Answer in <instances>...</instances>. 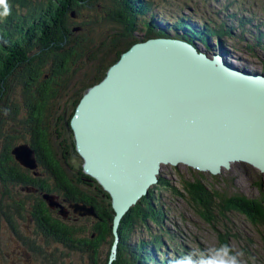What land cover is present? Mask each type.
<instances>
[{"label": "rangeland", "instance_id": "1", "mask_svg": "<svg viewBox=\"0 0 264 264\" xmlns=\"http://www.w3.org/2000/svg\"><path fill=\"white\" fill-rule=\"evenodd\" d=\"M150 1L155 16L161 18L160 22L154 20L158 26L169 24L179 15H183L181 16L182 19L189 22L212 20L217 25L233 26L229 35L221 37L220 44H216L215 40L211 39L210 47L203 44L204 47L202 43L198 42L195 45L207 56L220 54L224 61L237 69L260 72L264 76V0ZM7 3L10 5V0ZM59 5L61 8L67 7L60 3ZM113 7L114 0H82L75 5L76 14L68 17L69 20L67 19L65 26L68 28V24L72 26L73 23H82L86 31H93L94 35L85 33L84 27L79 33L75 31L72 34V37L77 41L79 35L82 37V40H79L81 55L74 61L72 67L68 68L67 74L71 75V70H74L75 73L78 72L76 80L74 77L69 84L76 83L79 85L77 88L72 87L73 89L67 90L60 87L56 99L47 104L42 122L30 121L29 114L20 108L22 99L12 84H6L0 94V147L4 143L17 144L22 140L28 141L29 139L31 141L28 130L30 131L34 123H39L53 159L65 168V174L72 180L71 183L74 185V180L80 175L83 176L85 178L83 182L86 185L80 184L81 186L78 185L79 188L93 201H98L104 208L106 207L109 213L111 207L108 196L101 199L98 189H102L98 183L94 179V182L88 180L89 177H85L88 175L80 169L84 161L80 155L77 156L74 134L72 135L68 121L73 108H75L74 102L82 88L99 75L101 69L111 61L113 56L115 57L114 49L121 47L120 44L126 40L118 31L117 25L110 20L116 16ZM143 18L145 15L139 17V20L135 22L133 28L135 31L129 34L130 37L126 36L128 37L127 40L136 37L137 40L142 41L145 38L143 33L145 25H142ZM195 24L200 23L195 22ZM167 34L175 35L172 31H167ZM90 39L93 40V43L89 42ZM93 70H96L95 75L86 81L87 75L91 74ZM82 82L87 83L82 84ZM65 87L67 86L65 85ZM61 157L65 159L67 166L64 167ZM156 175L160 180L167 182V185L155 184L149 187V190L153 191L154 201L160 204L159 207L163 212L161 220L158 224L146 220L145 223H139V221L134 220L132 233H130L133 242L137 239H145L147 254L157 256V253L150 249L153 248L165 257L167 251L172 250L173 247H180L185 256L189 253H199L202 250L219 247L221 236L226 238L224 242L234 252L242 251L244 253L242 259L247 264H264V225L260 223L257 225L249 224L242 215L235 211L216 216L212 223H207L198 216L194 207L192 208L189 204L187 194L184 196L175 194L177 192L182 193L184 182L195 184L194 180L197 179L206 187L209 186L212 190H217L223 197L243 195L250 199L264 200L263 171L241 162L231 164L226 169L221 168L215 174L197 170L184 164H163L159 165ZM34 177L37 178L33 179V184L46 183L48 188L52 189L51 195L57 197L55 198L59 200V204L65 210L66 215L62 216L58 213V207H49V214L52 217L59 218L75 230H85L94 223L93 216H80L72 210L69 206L70 202L65 198L69 193L62 191L59 185L53 183L51 177H46L42 171ZM258 184L259 187H257ZM8 186H10L8 187L9 195H13L12 199L16 198L22 204H19L18 210V205L13 204L11 200L5 201L6 188H2L0 184V264H91L85 251L69 249L37 232L33 218L30 216V213L34 211L32 200L35 202L34 197H40V191L36 187L23 185L17 181L16 183L14 181L8 183ZM74 186L76 187V185ZM141 198L142 196L138 201ZM43 201L47 205V201ZM5 202L8 203L6 208ZM136 203L131 204V206L136 205ZM80 234L81 237L86 235L84 231ZM151 234L164 236L162 241L167 250L159 251L149 238ZM110 248L111 245L109 246L107 261L109 260ZM98 251L96 264H101L108 251L107 242L102 243ZM173 254L182 257L177 251ZM168 255L167 257L170 259H174L173 256Z\"/></svg>", "mask_w": 264, "mask_h": 264}, {"label": "trees", "instance_id": "2", "mask_svg": "<svg viewBox=\"0 0 264 264\" xmlns=\"http://www.w3.org/2000/svg\"><path fill=\"white\" fill-rule=\"evenodd\" d=\"M79 1L82 0H10V15L6 18H0V94L6 84H12V87H15V91H18L22 99L20 108L29 114L30 121L42 122L47 104L51 100L56 99L60 87L67 90L72 87L77 88V85H79L76 83L69 84L74 77L76 80L78 72L75 73L74 70H71V75L67 74L68 68L72 67L74 61L81 55L79 40L81 41L82 37L79 35L77 41L72 37V34L75 31L79 33L81 28L84 27L85 33L94 35L93 31L87 32L82 23V26L76 23H73L72 26L68 24V28L65 26V23L69 20L68 17L76 14L74 7ZM73 2L76 3L73 4ZM59 3L67 7L61 8ZM113 10L116 11V16L109 19L117 25L118 31L126 40L120 44L121 47L114 49L115 57L113 56L111 61L101 69L99 75L82 88L81 93L74 102L75 108H73L70 119L74 115L81 98L91 87L99 84L105 78L108 68L133 44L144 42L152 37H170L184 40L198 49L195 45L197 42L210 47L209 42L213 39L216 44H220L221 37L229 35L230 31L233 30L231 25V27L228 25H217L212 20L206 22L193 20L194 22H189L186 19H182L181 16L183 15L175 17L169 24L158 26L154 23V20L155 22H160L161 18L155 16L150 0H114ZM144 15L145 18L142 21L145 23L142 22V25H145L143 32L145 38L142 41L137 40L136 37H131L127 40L128 37L126 36L135 31L133 29L135 22ZM195 22L200 24L196 25ZM167 31H172L175 35L170 36ZM89 42L93 43V40L90 39ZM95 73L96 70H93L91 74L87 75L86 81L93 77ZM86 83L82 82V84ZM39 123H34L30 131L28 130L31 135V141L29 139L28 141L22 140L17 144L4 143L0 147V184L2 188H6L5 201L11 200L13 204L18 205V207L16 206L18 210L20 208L19 204H22L16 198L12 199L13 195H9L8 187L10 186H8V183L10 184V182L14 181L16 183L17 181V183L23 185L36 187L40 191L41 198L38 196V198L34 197L35 202L32 200L34 211L31 212V217L37 232L69 249L85 251L90 258L91 264H96L98 248L102 246V243L107 242L108 251L101 264H109V260L107 261L109 246L113 241L111 223L115 213L112 208L111 197L94 179L102 189H98L101 199H105L108 196L111 207L109 213L106 207L104 208L98 201H93L91 197L85 195L79 188L80 184L86 185L83 182L85 179L83 176L80 175L74 180L77 183L74 182L76 187L71 183L72 180L65 174V168L53 159L44 138L43 129L40 128ZM68 124L70 126V120ZM71 132L73 135L72 129ZM21 144H24L32 151L35 168L31 169L22 166L12 155L11 149ZM61 159L64 167L67 166L65 159L63 157ZM80 169L83 171V162ZM41 171L46 177H51L53 183L59 185L62 191L69 193L67 197L65 196L66 200L70 202L69 204H80L92 209L94 223L89 228L75 230L64 221L49 214V206L44 203L41 194L47 193L51 195L52 189H49L46 183L34 185L32 182L34 178H37L34 175L40 174ZM85 177H89L87 179L93 181V178L89 175ZM194 181L195 184L184 182L182 193L177 192L175 194L178 196L187 194L189 204H191L192 208L194 207L203 221L212 223L216 216L235 211L242 215L249 224L257 225L260 223L264 225L263 199L255 200V198L250 199L243 195L223 197L220 196L217 190H212L209 186L206 187L201 181L197 179ZM157 184L167 185V182L160 180L158 177ZM259 186L258 184L257 187ZM51 196L57 206L62 207L59 204V200L56 199L57 197L55 195ZM7 205L8 203L5 202V208ZM159 206L160 204H157L153 199V191L148 190L147 194L142 196L136 205H132L122 216L117 228L119 239L115 248L116 257L110 264H171L172 261L185 256L180 247H173L172 250H168L167 253L171 255L166 253L165 257L160 255L157 250L150 248L157 253L155 257L150 256L146 252L145 239L132 241L130 233H132L133 221L145 223L146 220L147 222L158 224L163 213ZM83 231L86 234L85 237H81L80 233ZM163 235L165 236V234ZM164 236L154 234L149 236L159 251L167 250L164 248L165 245L162 241ZM225 239L220 236V245L226 244L224 242ZM175 251L180 253L182 257L173 254ZM167 255L173 256L174 259H170Z\"/></svg>", "mask_w": 264, "mask_h": 264}, {"label": "water", "instance_id": "3", "mask_svg": "<svg viewBox=\"0 0 264 264\" xmlns=\"http://www.w3.org/2000/svg\"><path fill=\"white\" fill-rule=\"evenodd\" d=\"M127 60L133 64L142 63L145 73L149 71V75L157 74L154 66L156 61L162 67H170H163L165 68L163 80L151 79L154 84H148L145 79L144 84L139 83L135 90L138 95H122L117 83L121 81L123 65ZM213 61L222 65L223 69L217 70ZM232 71L235 73H231ZM263 79L261 74L238 70L224 61L220 54L207 56L184 40L152 37L133 44L123 52L108 68L105 78L91 87L87 95L81 98L75 114L70 119V126L73 127L75 149L84 159L85 172L101 182L112 198L115 213L111 223L113 241L109 260L115 257L119 239L117 233L119 219L131 204L135 203L137 197L144 196V189L145 194L147 193L148 184L146 179L144 183L141 176L133 177L136 178L133 183L139 181L133 188H130L127 182L119 183L120 185L113 183L119 172H122V165L128 162L129 158L125 155L143 151L144 143L140 146L137 142L139 140L143 142L141 134L145 132L140 134L134 126L126 125L123 119L118 122V119L113 117H122L128 110L135 109L140 118H151L153 114L151 103L156 101L161 110L156 108L155 113L159 111L162 114L158 118V126L154 127L153 123L147 125V120L133 123L141 126L145 124L148 132L158 128L162 130L163 123L167 126L168 116L172 115L175 121L192 124L197 140L211 141L217 146H230L226 155L222 156L201 151L200 155L192 158L195 163L185 155L159 157V154H156L154 164L167 162L176 164L177 161H182L197 170L206 168L209 173L215 174L221 168H228L229 162L240 160L252 164L259 171H264ZM123 80L126 83H133L130 77ZM138 96L143 97L141 101L143 105L137 100ZM94 101L98 103H96L98 109L92 108ZM165 113L168 116L165 117ZM100 117L104 119L102 123L99 121ZM128 133L134 136L133 148L123 141ZM157 148L159 152L164 151L162 146ZM11 153L22 166L35 167L31 151L24 144L13 147ZM158 168L152 170V176L158 172ZM146 175L147 172L145 178ZM152 180L154 182L156 178ZM42 198L47 201L49 207H58V213L65 215L64 209L57 206L51 195L43 193ZM69 206L80 216H94L90 207L78 204Z\"/></svg>", "mask_w": 264, "mask_h": 264}, {"label": "bare ground", "instance_id": "4", "mask_svg": "<svg viewBox=\"0 0 264 264\" xmlns=\"http://www.w3.org/2000/svg\"><path fill=\"white\" fill-rule=\"evenodd\" d=\"M138 43H140V42H138ZM129 59H131V57ZM128 60L123 65V73H122L121 81L117 83V86H118V88H120V93L122 95H131V94L138 95L135 92V90L140 85L139 83L142 82L144 84L145 79H146L148 84H154L153 80H151V79L163 80L162 78L165 77L164 76L165 68L170 67V66H163V67H165V68H163L162 65H159L156 61L154 66L156 68L155 71L157 74L149 75V71H147L145 73L144 66L142 63L138 62L137 64H133V63L128 62ZM168 60L169 59H167L166 61L168 62ZM213 65L217 68V70L223 69V66L220 64H217L216 61H213ZM247 72H249V71H247ZM231 73H235V71H232ZM249 73H253V74L255 73V74H259V75L261 74L260 72H256V71L249 72ZM128 77H130V79L133 81V83H126L123 80V78H128ZM261 77L264 78L263 75H261ZM236 78H238V77H236ZM125 80H127V79H125ZM263 83H264V79H263ZM87 93L84 96H86ZM137 100L139 101L140 104H142L141 101H143V97L138 96ZM96 103L97 102H95V101L93 102L92 108L98 109V106H97L98 103L97 104ZM151 105H152L151 108L153 110V114L151 115L152 116L151 118L150 117L140 118L139 113H135V111H134L135 109L128 110L126 115H123L122 117H119V116L113 117V118L118 119V122H121V119H123L124 121H126V125L134 126L140 132V134L145 131L143 133V135L141 134L143 142H141L140 140L137 142V144H140V146L142 145V143H144V145H142L143 151L133 153V155H131L132 153L129 155H125L126 158H129L128 162L125 165L124 164L122 165V167H121L122 172L121 171L119 172L116 180L113 182L114 184L120 185L119 183L125 184L127 182L129 187L133 188L139 182L138 181V182L133 183V181L136 179L133 177H138V176L140 177L141 176L144 179V183H145V179H146V181H148L147 188H146V192H147L149 190V187L158 183V178L156 175L157 173L153 174V176H152V170L155 168H158L159 165L170 163V162L160 163L159 165L154 164V156L156 154H159V157H164V156H168V155L173 156L175 154L182 155V156L185 155L189 159L193 160L192 158L196 157L197 155H200L201 151H204L206 153H215L217 156H222L226 153L227 149L230 147L229 145H218L217 146L215 144H212L211 141L209 142V141H205L203 139H201V141L197 140L194 129H193L194 126H192V124H190L186 121H175L174 118L172 117V115H170V117H169L167 113H165V117L168 116V120H167L168 125L165 126L163 123L162 130H160L158 128L157 130H152V132H148L146 130L145 124L143 126L138 125L137 123L134 124L133 123L134 121L147 120L148 121L147 125H149L151 123L154 124V127L159 125L158 118L162 114L159 111L156 114L155 109L157 108L158 110H161V108L159 107V105L157 104L156 101H153V103H151ZM90 116L92 117V114ZM99 121L102 123L104 121V119L102 117H100ZM72 131H73V129H72ZM73 134H74V132H73ZM123 141L126 144H128V146H130L132 148H133V146H135L134 136L132 134L128 133L125 136V138L123 139ZM159 146H162L164 148L163 152H159V150L157 148ZM125 148H127V145L125 146ZM28 150H30V149L28 148ZM78 154L83 159V157L81 156V154L79 152H78ZM32 155L33 154L31 151V157L33 158ZM83 161H84V159H83ZM192 162H194V160ZM240 162H241L240 160H233L232 162H229V165L235 164V163H240ZM241 163H244V162H241ZM176 164H184L186 166H189V165L185 164V162L182 163V161H177ZM176 164H170V165H176ZM244 164H248L252 167V164H250V163H244ZM189 167H191V166H189ZM31 169H33V168H31ZM83 171H84V173H86L84 168H83ZM142 171H144V172H142ZM201 171L207 172L208 170L206 168H204ZM145 172H147L146 178H145ZM86 174L89 175L90 177H92L93 179H95L99 183V185L104 189V185L101 182H99L94 176H92L88 173H86ZM154 177L156 178V180L154 182H152L153 181L152 179ZM113 183H112V185H113ZM105 191L108 193L107 190H105ZM146 194H145V189H144V196ZM135 195H136V193H134V196ZM140 197H137V198L139 199ZM137 198L135 199V203L138 201ZM111 200H112V198H111ZM112 208H114V207H112ZM111 260H109V264L111 263Z\"/></svg>", "mask_w": 264, "mask_h": 264}, {"label": "clouds", "instance_id": "5", "mask_svg": "<svg viewBox=\"0 0 264 264\" xmlns=\"http://www.w3.org/2000/svg\"><path fill=\"white\" fill-rule=\"evenodd\" d=\"M10 15V5L7 0H0V18ZM242 251L234 252L227 244L219 247L202 250L199 253H189L181 259L172 261L171 264H247L242 259Z\"/></svg>", "mask_w": 264, "mask_h": 264}, {"label": "flooded vegetation", "instance_id": "6", "mask_svg": "<svg viewBox=\"0 0 264 264\" xmlns=\"http://www.w3.org/2000/svg\"><path fill=\"white\" fill-rule=\"evenodd\" d=\"M30 216H31V213H30Z\"/></svg>", "mask_w": 264, "mask_h": 264}]
</instances>
